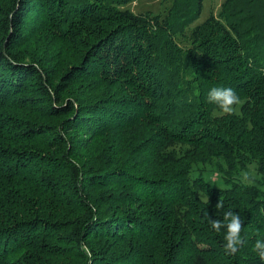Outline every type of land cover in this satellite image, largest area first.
Returning a JSON list of instances; mask_svg holds the SVG:
<instances>
[{
    "label": "trees",
    "instance_id": "16d2710c",
    "mask_svg": "<svg viewBox=\"0 0 264 264\" xmlns=\"http://www.w3.org/2000/svg\"><path fill=\"white\" fill-rule=\"evenodd\" d=\"M129 1L0 0V110L13 95L42 97L23 102L34 116L0 112V264H66L34 236L66 223L77 239L113 240L111 253L101 241L103 254L83 264H264L253 250L264 243V0H222L195 23L202 0H171L163 12L118 7ZM53 12L98 26L56 36L47 58L18 49L20 23ZM66 87L84 96L63 97ZM213 87L235 91L238 114L213 115ZM74 130L92 139L74 144ZM211 161L221 183L189 172ZM249 165L255 180L245 185ZM59 170L63 184L44 183ZM58 186L65 204L72 186L100 187L92 199L102 205L50 219ZM229 210L243 221L235 255L223 249L225 229L209 224Z\"/></svg>",
    "mask_w": 264,
    "mask_h": 264
},
{
    "label": "rangeland",
    "instance_id": "374dc122",
    "mask_svg": "<svg viewBox=\"0 0 264 264\" xmlns=\"http://www.w3.org/2000/svg\"><path fill=\"white\" fill-rule=\"evenodd\" d=\"M171 0H131L123 5H118V7H127L131 11H142L149 9L152 12H163L169 5H170ZM222 0H202V8L199 13L198 18L193 22H200L208 13V11L215 12ZM52 17V18H51ZM88 21H91L92 23H89ZM27 21H24L23 23H20V26L18 27V31L22 30L20 33V38L18 39L19 41L25 40L21 46H18V49H21L22 51L23 48H31V51H33L34 55L41 56V57H46L48 54L46 53V48L48 47L49 43L58 35H74L77 34L81 31L86 30L87 33L89 34H94L95 28L98 26L97 23H94L93 20H87V19H81L80 17H73V18H65L62 16L61 13L59 12H53L52 15L46 17V16H41L38 21L31 22L30 24L26 23ZM35 52V53H34ZM54 52V51H53ZM28 56V55H27ZM26 58H29L27 57ZM53 56V54H52ZM65 56L69 57L70 54L67 53ZM51 63H56L55 61ZM86 91V90H85ZM77 92V93H74ZM77 94V96H84V91L80 89V92L76 90L74 87L73 91L71 92L68 87L64 88L63 91L61 92V95L63 97ZM18 96H22V98L19 100ZM27 97H30L29 101L30 102H35V98H42L40 94L37 93H25L22 95H13L8 102H6L4 105H2V110L0 112L5 111H10L13 115H21V116H27L26 113H30L28 115L34 116V113H32L34 109L28 108L30 111H26L27 106L23 105L28 101ZM35 97V98H31ZM29 102V103H30ZM1 107V106H0ZM8 113V114H11ZM26 114V115H24ZM74 137L75 143L78 144L79 142L85 143L86 145L88 144L89 140L92 139V136L89 134L88 136L84 137L85 135H79V132L76 130L72 131ZM185 147V144L181 143H173L171 146H168V150H174V151H179V149H183ZM86 147L84 149H81V156L84 157L86 155ZM87 161V159H85ZM248 172H251L254 174L253 171V166L249 165L248 166ZM55 172V171H54ZM189 172L196 176H201L206 179H208L209 182L216 184L221 183V173L218 170L216 164L214 161L211 162H195L192 163L189 166ZM58 175L55 176V173L51 172L48 174V176L45 178L44 183L46 181L51 182L58 180L59 182H63L64 180V171H57ZM40 172L35 175L32 178V182L35 184H39L41 182L40 179ZM45 177V176H42ZM53 180H52V179ZM63 184V183H62ZM71 190L74 191L76 190L75 194L73 195V199L70 203L65 204V197L69 195V192L66 189H63L61 186H58L55 188V190L59 193L60 198L59 201L62 202L59 203L56 200L52 199V203L54 208L52 207L51 214H50V219H52L56 215L59 219L62 221H72L76 216H80L83 214V212L86 211L83 210L84 207L92 206L97 207L98 205H102V203L97 202V204H93V201L96 199H92L95 192H98L101 190L100 187H82L78 186L77 188H74L73 186L70 187ZM196 195L198 196H203L204 195L201 191L197 190ZM80 198V199H79ZM54 201H56L54 203ZM132 209L138 208L140 205H135L131 204L130 205ZM58 208V209H57ZM91 212V209H89ZM77 225L75 224H70L66 223L65 227H60L56 229H49L46 230V236L39 237L35 236V239L40 240V243H43L45 248H49L51 250H54L57 252L55 255L59 257L64 263L66 264H83V262H87V260L84 261L85 257H90L93 251L97 250L99 254L102 253V249L97 248V243L101 241L107 242V249L103 250L106 253H111L113 250V240L110 237H102V236H89L85 235L84 233L80 234L82 235V238L77 239L75 233H71L72 229H76ZM84 236V237H83ZM39 243V244H40ZM111 245V247H109ZM79 248V250L77 249ZM81 250V251H80ZM100 250V251H98ZM81 253H79V252ZM77 253L81 254L79 257ZM85 253V256H84Z\"/></svg>",
    "mask_w": 264,
    "mask_h": 264
},
{
    "label": "clouds",
    "instance_id": "9594fccd",
    "mask_svg": "<svg viewBox=\"0 0 264 264\" xmlns=\"http://www.w3.org/2000/svg\"><path fill=\"white\" fill-rule=\"evenodd\" d=\"M207 101L214 104L218 109L213 115H233L238 114L237 106L241 104L240 98L237 96L232 88L213 87L207 93ZM251 177V179H250ZM195 178V177H193ZM255 177L251 172L245 171L241 173V183L245 185H252ZM216 208H222L223 204L217 202ZM211 229L220 232L225 229L223 249L226 254L235 255L239 247L244 243L241 236L243 229V221L240 215L231 210L225 211L223 220L209 219ZM253 250L257 253L259 258L264 261V243L262 240H257L253 246Z\"/></svg>",
    "mask_w": 264,
    "mask_h": 264
}]
</instances>
